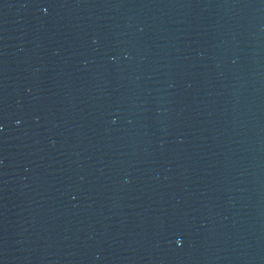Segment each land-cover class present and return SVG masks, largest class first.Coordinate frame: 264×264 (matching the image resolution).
<instances>
[{"label":"water","instance_id":"obj_1","mask_svg":"<svg viewBox=\"0 0 264 264\" xmlns=\"http://www.w3.org/2000/svg\"><path fill=\"white\" fill-rule=\"evenodd\" d=\"M0 264H264V0H0Z\"/></svg>","mask_w":264,"mask_h":264}]
</instances>
